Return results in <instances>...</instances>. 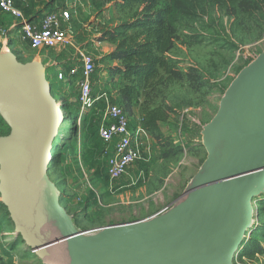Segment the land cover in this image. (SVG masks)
<instances>
[{
	"label": "rangeland",
	"instance_id": "1",
	"mask_svg": "<svg viewBox=\"0 0 264 264\" xmlns=\"http://www.w3.org/2000/svg\"><path fill=\"white\" fill-rule=\"evenodd\" d=\"M137 7V4H133L123 8L116 0H95L90 15L93 18L88 21L93 25L90 32L93 36L88 40L84 52L93 55L96 60L94 90L97 92L105 88L117 100L116 89L119 85L111 81L108 70L115 62L105 56L115 46L108 42L98 44L96 36L102 29L133 17ZM44 10L48 12V9ZM41 11L34 9L33 13L40 14ZM69 11L72 18L71 9ZM87 12L83 13L88 15ZM43 15L40 14V17ZM96 17L100 18L101 27L98 30L95 29ZM79 32L81 34L78 28ZM73 34L76 40V32ZM74 46H68L73 48V60L74 51L76 58L79 57ZM53 53L52 48L35 49L26 45L19 52L16 51L12 58L26 64L35 62L38 56H51ZM263 54L264 5L261 10L250 12L237 8L236 13L232 14L230 8L213 5L209 0H188L183 3L182 12L177 18L176 41L170 58L175 67L185 74L191 72L193 76L175 79L161 70L160 75L149 83L133 114L129 115L130 124L136 132L140 158L125 175L116 180L108 177L106 162L97 154L101 140L94 116L89 112L87 116L79 118L77 114V77L64 73L66 77L58 79L57 67L56 81L51 80L52 94L58 101L66 100L74 113L65 118L52 143L51 151H57L60 156L51 161L47 176L58 191V203L74 228L87 230L90 234L85 233L83 237L89 238L109 225L152 224L154 219L176 211L181 204V195L194 183L208 160L209 152L204 138L209 125L230 94L234 82ZM63 69L67 70L66 67ZM46 74V78H51L49 71ZM154 107L166 115L161 123L165 134L173 139L177 148H181L174 156L163 158L159 144L144 128V110ZM16 132L14 124L0 110V144L5 138H15ZM3 170L4 165L0 161V264H42L39 254L32 251L23 235L16 231L8 207L3 202ZM66 182L71 183L70 188ZM261 201H264V184L252 198L253 217L257 225L246 233L248 236L244 243L255 236L264 246V238L252 234L253 229L261 231L264 227ZM241 255L242 252L238 257L241 264H264V252ZM232 264H238L236 253Z\"/></svg>",
	"mask_w": 264,
	"mask_h": 264
},
{
	"label": "water",
	"instance_id": "2",
	"mask_svg": "<svg viewBox=\"0 0 264 264\" xmlns=\"http://www.w3.org/2000/svg\"><path fill=\"white\" fill-rule=\"evenodd\" d=\"M2 55L0 104L26 89L34 90L37 96L36 126L27 138L26 150L13 152L14 138H5L0 144V161L4 170L8 169L6 175L4 170L2 173V198L16 231L45 264H206L214 258L218 260L234 244L238 230L243 227V235L235 243L232 264L235 253L243 248L246 233L254 227L252 198L264 184L262 181L255 186L258 175L264 172V54L234 82L209 125L205 137L211 154L197 179L181 195L177 210L154 219L152 224L119 223L103 227L89 238L83 237L82 245L68 239L90 232L74 228L47 176L53 160L49 157L52 143L64 121L59 120V103L46 80V70L39 62L20 64L11 55L7 57L9 54ZM0 110L13 109L0 105ZM253 137L259 138L257 147L253 145ZM12 169L15 176L9 179ZM54 199L71 226L65 233L49 231L48 224L58 217L47 204ZM38 203L46 214L39 212ZM193 206L196 211L189 215L187 211ZM173 215L176 217L171 225L163 228ZM177 226L180 227L176 229ZM91 241L98 243L102 252L84 248Z\"/></svg>",
	"mask_w": 264,
	"mask_h": 264
},
{
	"label": "trees",
	"instance_id": "3",
	"mask_svg": "<svg viewBox=\"0 0 264 264\" xmlns=\"http://www.w3.org/2000/svg\"><path fill=\"white\" fill-rule=\"evenodd\" d=\"M187 1L116 0L123 8L137 4L136 14L115 26L102 29L96 36V40L115 46L105 56L113 62H117V64H111L108 67L109 76L111 81H116V85H119L116 89L118 100H115L125 109L128 116L133 114L140 97L144 95L149 83L160 75L161 70L175 79H182L186 75L193 76L191 72L185 74L175 67L170 58V51L176 41L177 18L182 12L183 3ZM209 2L213 5L230 8L232 14L236 13L237 8L244 12H250L261 10L264 5V0H209ZM16 5L22 10L25 18L27 15L34 14L33 6L29 0L26 3L16 0ZM71 68L68 67L69 71ZM56 101L65 112V116L73 115L74 111L69 109L66 100ZM91 114L98 126V117L100 118L101 115ZM144 114V128L159 144L162 157L168 158L176 155L181 148H177L173 139L166 135L162 128L161 123L166 119L164 112L154 107L146 108ZM73 125L75 126V123ZM73 129L75 130V128ZM102 149L103 142L101 140V146L97 149L100 159H103ZM51 153L53 160L60 156L57 151ZM260 204H263L261 210L264 213V201H261ZM252 234H258L264 238V227L261 231L253 229ZM244 244L241 257L264 252L262 242L255 236H252Z\"/></svg>",
	"mask_w": 264,
	"mask_h": 264
},
{
	"label": "built area",
	"instance_id": "4",
	"mask_svg": "<svg viewBox=\"0 0 264 264\" xmlns=\"http://www.w3.org/2000/svg\"><path fill=\"white\" fill-rule=\"evenodd\" d=\"M26 3L28 0H20ZM0 9L21 22V33L29 45L35 49L54 48L57 46H73V34L69 29L71 14L69 9H59L46 12L40 21H30L25 18L22 10L16 5V0H0ZM66 25V26H64ZM0 34L6 35L7 30L0 27ZM97 43H101L96 40ZM79 55V65L70 69L69 75L77 77L79 85L80 117L90 113L98 116V135L103 142L102 156L106 161L107 175L116 180L125 175L139 160L140 148L137 136L132 128L129 116L120 103L113 99L107 89L94 90V72L96 60L93 55L85 53V48L76 47ZM64 72L58 73V79L63 80ZM60 106V104H58ZM59 108V107H58ZM257 222L254 218V225ZM245 237V241L247 240ZM244 244V243H243ZM243 244L241 247H243ZM242 250V249H241ZM236 253L237 263L241 253Z\"/></svg>",
	"mask_w": 264,
	"mask_h": 264
},
{
	"label": "crops",
	"instance_id": "5",
	"mask_svg": "<svg viewBox=\"0 0 264 264\" xmlns=\"http://www.w3.org/2000/svg\"><path fill=\"white\" fill-rule=\"evenodd\" d=\"M94 1L95 0H29L30 4L33 6V11L34 9H36V11L37 10L43 11V12L41 11L42 13L40 14H45L46 10L44 9H48V12L53 11V10H59V9H71L72 18L69 22V29L71 30L72 34L74 31L76 32V40L74 38L75 49H77L76 45H80L82 48L87 49L88 42H89L88 40L93 36V34H90L91 29L93 28V25L91 26L88 23V21L89 20L91 21L93 18V16H90V15L92 14ZM49 3L51 4L47 6ZM87 10H88L87 12L88 15L86 13H83L84 11H87ZM40 14L27 15V19L30 21L38 22L40 21V18H41ZM89 16L90 18H88ZM85 19H87V21H85ZM96 20H97V23L95 24V29L98 30L99 27H101L99 26L100 18L96 17ZM101 22H102L101 25H103V21ZM0 27H3L7 30L6 35L0 34V54L1 55L3 53L4 54L6 53L11 56H14L15 52L16 51L19 52V49H21L22 46L25 47L26 45H29V42L25 40L22 36L20 20L14 17L11 18L10 15H8L7 13H4L1 9H0ZM78 28H79V31H81V34L80 32L78 33ZM96 35L97 33L95 34V36ZM73 37H74V34H73ZM104 43H107V42H104ZM96 44H94V47L96 46ZM72 50L73 48L70 49V47H67V46H57V47L52 48V51L55 54L53 53L51 56H38V58H36V62H39L45 68L46 70L45 74L47 73V71H49L51 78H46V80L51 85H52L51 80L56 81L55 71L57 67H59L58 69L59 72H64L67 75L69 74L68 67H74V66L79 65V57L76 58V52L74 51L75 60H73ZM112 64H117V62L112 63ZM63 67H66L67 70L65 71ZM52 93H53V86H52ZM66 186L70 188L71 183L66 182ZM40 260L42 264H45L42 259Z\"/></svg>",
	"mask_w": 264,
	"mask_h": 264
},
{
	"label": "bare ground",
	"instance_id": "6",
	"mask_svg": "<svg viewBox=\"0 0 264 264\" xmlns=\"http://www.w3.org/2000/svg\"><path fill=\"white\" fill-rule=\"evenodd\" d=\"M2 106H8L10 107V109L13 110H4L1 111L4 116L14 124V126L16 127V135H15V140L11 141V145H12V150L13 152L17 150V152L19 151L20 153L24 150H26V148L29 145V140L27 139L30 134H32L35 126H36V120H35V115H36V106H37V96L34 90H30V89H26L20 92H17L16 94L10 96L9 98H7L6 100L3 101V104H0ZM58 112L60 114V122L62 123L64 121V112L62 111L61 106H58ZM62 120V121H61ZM11 126V125H10ZM256 137V136H255ZM253 137V138H255ZM10 139V138H9ZM11 140V139H10ZM204 143L205 146L207 147V151L209 152V156L211 154V149L208 145V140L207 137L204 138ZM259 144V138H255L253 140V145L254 147H257ZM223 149V148H222ZM18 152V153H19ZM53 152V151H52ZM221 152H223V150H221ZM54 154V153H53ZM49 157H52V153L50 152ZM11 165V163H9V166ZM12 173L9 175V179H11L14 174V169H12ZM18 170V168H16V171ZM8 172V169L4 170V173L6 175V173ZM16 173V172H15ZM257 182L255 184V186H258L260 184V182L264 181V172H261L258 175L257 178ZM51 193L53 189H51ZM54 198H56V193H53ZM45 196L43 195L41 200L39 201V203H41ZM48 198V197H47ZM36 204V207L38 208L39 212H41L42 214H46V212H42V205L40 204ZM48 207L53 209V211L55 212V217L58 215V217H56V220L51 223L48 224L49 227V231H51L53 234H60V233H65L67 231H69L71 229V226L69 225L66 217L64 216L62 210L60 209V207L58 206L57 202H55V199L53 200V202L51 203V201L48 200L47 202ZM39 206V207H38ZM196 211V206L191 207V209H189V215H192L194 212ZM45 216V215H44ZM182 216V215H180ZM179 216V217H180ZM176 217V215H175ZM174 215L167 220V223L164 224L163 228H168L172 221L174 220ZM178 217V219H179ZM146 220V219H145ZM148 221V220H146ZM186 218L183 217V221L185 222ZM253 222V217H251V221L250 223ZM180 226H177L176 229H178ZM243 227H241L238 232H237V238L234 242V244H232L227 250L223 251L218 257L219 259L216 260V258H214L213 262H208L206 264H231V257L235 248V243L238 241V238L241 237L243 235V231L242 230ZM101 229L97 230L96 233H98ZM86 233V232H85ZM95 233V234H96ZM83 236H78V237H74L73 239H68L69 242L77 244V245H82L83 244ZM99 244L96 242H90L87 243L84 248H91L94 249V252H102L100 250V247L98 246Z\"/></svg>",
	"mask_w": 264,
	"mask_h": 264
}]
</instances>
